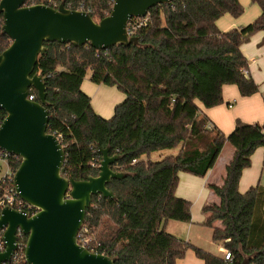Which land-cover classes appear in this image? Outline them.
<instances>
[{"label":"trees","instance_id":"trees-1","mask_svg":"<svg viewBox=\"0 0 264 264\" xmlns=\"http://www.w3.org/2000/svg\"><path fill=\"white\" fill-rule=\"evenodd\" d=\"M63 1L68 9L85 11L99 22L111 14L116 0H27L26 6L53 2L59 7ZM251 1L261 8V15L227 32L217 21L225 15L241 17L245 9L239 0H173L149 11L147 24L134 36L138 45L99 51L89 44H45L34 74L46 83L48 131L65 149L66 175L77 181L98 176V145L110 147L111 156H121L111 168L127 174L107 185L116 199H92L82 227L92 253L108 255L115 264H178L192 249L205 264H242L245 258L250 264H264V187L239 191L253 154L264 148V124L237 120L226 137L235 153L224 184L209 186L221 202L203 208L213 242L229 250L232 261L164 229L178 174L206 177L219 151L222 132L201 106L223 104L226 85H236L243 97L260 90L245 74L249 61L241 49L264 32V0ZM3 25L0 13V53L11 45L1 31ZM88 72L93 83L116 86L126 95L111 119L98 115L82 91ZM31 96L38 101L35 89ZM6 116L0 109V123ZM160 152L170 154L152 159ZM13 159V167L19 168V160ZM219 221L222 227L215 225ZM2 236L0 231V243Z\"/></svg>","mask_w":264,"mask_h":264},{"label":"water","instance_id":"water-1","mask_svg":"<svg viewBox=\"0 0 264 264\" xmlns=\"http://www.w3.org/2000/svg\"><path fill=\"white\" fill-rule=\"evenodd\" d=\"M27 0H0L4 25L11 45L0 53V109L6 113L0 128V150L20 158L15 184L22 200L39 211L29 217L5 208L0 214L6 250L0 264L9 263L17 250V232L28 237V264H115V259L80 245L78 234L91 208L93 197L116 199L107 188L111 180L126 173L112 170L121 156L98 145L102 156L96 177L77 181L66 175V152L60 139L48 131L47 87L43 76L34 74L46 43L89 44L96 50L117 45H138L128 35L133 18H144L152 8L173 0H116L112 12L96 22L85 11H73L63 1L57 9L46 4L26 6ZM38 101L30 100L31 90ZM242 264H250L245 258Z\"/></svg>","mask_w":264,"mask_h":264},{"label":"crops","instance_id":"crops-1","mask_svg":"<svg viewBox=\"0 0 264 264\" xmlns=\"http://www.w3.org/2000/svg\"><path fill=\"white\" fill-rule=\"evenodd\" d=\"M239 1L245 9L244 14L239 18H233L230 15L220 18L217 25L221 31L227 32L242 28L254 22L261 15V8L253 4L251 0ZM263 38L264 32H259L241 48L249 61L250 76L259 85V92L250 97H243L236 85H226L223 87V104L208 109L201 106L202 112L222 132L218 140L219 151L206 177L200 178L183 172L178 174L172 198L166 209L167 220L164 225L166 232L200 249H203L199 246L203 240L202 232L205 228H209L204 225L206 215L201 216L200 211L203 212L206 206L219 205L221 202L209 186H223L226 167L235 153V150L227 144L226 137L235 129L238 119L246 123L264 124V46H260ZM103 86L82 84V89L89 96L93 93L100 95L105 92ZM91 100L93 102V96ZM258 185L264 187V148L257 149L253 154L251 167L242 174L239 191L244 194ZM215 225L222 227L220 221ZM218 247L219 254L217 255L223 256L225 248L219 244ZM190 251L195 254L194 250L190 249ZM191 254L187 252L185 259L179 261L178 264H205L204 261L195 259Z\"/></svg>","mask_w":264,"mask_h":264},{"label":"built area","instance_id":"built-area-1","mask_svg":"<svg viewBox=\"0 0 264 264\" xmlns=\"http://www.w3.org/2000/svg\"><path fill=\"white\" fill-rule=\"evenodd\" d=\"M51 8L57 9L53 2H49V4H46ZM148 18L147 16L144 18H133L127 27L128 35L130 37H134L135 33L140 30L144 25L147 24ZM245 74H250L249 71H245ZM30 100H34V97L30 95ZM5 120V119H4ZM4 121L0 123V128L2 126ZM12 158L13 160L18 159L20 162V158L16 155H11L9 153H6L4 151L0 150V162H3L7 165V173L6 175L1 179L0 181V214L3 209L9 208L13 209L15 211H18L20 213H24L29 217L35 216L38 213V209L29 205L24 200H22L19 196V193L17 191V187L15 184V175L19 168H14L12 165ZM82 231V232H81ZM81 231L78 234V241L79 237L81 238L83 247H86L88 249V244L90 242L89 239L83 238V232L86 231V229H81ZM4 236V231H1ZM3 236L0 243V253H3L6 250V245L3 242ZM27 236L24 235L23 231L21 229H18L17 232V250L15 251L11 262L5 263V264H28L26 260V248H27V242L26 240ZM223 256L225 261L231 262L233 259V256L231 252L227 249L223 250Z\"/></svg>","mask_w":264,"mask_h":264},{"label":"rangeland","instance_id":"rangeland-1","mask_svg":"<svg viewBox=\"0 0 264 264\" xmlns=\"http://www.w3.org/2000/svg\"><path fill=\"white\" fill-rule=\"evenodd\" d=\"M83 84H87V85L92 84L98 87L97 84L91 81V72H88ZM103 87L105 91L104 93L100 95H96L93 93L91 96L89 95L88 96L91 99L93 96L92 106L95 112L105 119H111L114 116L115 108L125 101L126 95L122 91H120L116 86H105L104 85ZM82 91L84 92L85 90L82 89ZM166 154H168V152L155 153L152 156V159L159 160L162 155L166 156ZM6 173H7V165L3 162H0V181L6 175ZM200 215L205 216V214L202 211H200ZM212 230L213 229L210 227L205 228V230H203L202 235H201L203 240L202 242L199 243V246H201L204 250H207L208 252L219 254L218 244L212 241ZM188 252L192 253L191 255H193L195 259H198L201 262H203V260L198 258L192 251L189 250Z\"/></svg>","mask_w":264,"mask_h":264}]
</instances>
